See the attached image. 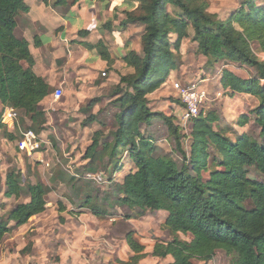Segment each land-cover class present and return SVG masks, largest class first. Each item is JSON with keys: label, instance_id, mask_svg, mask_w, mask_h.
<instances>
[{"label": "trees", "instance_id": "obj_1", "mask_svg": "<svg viewBox=\"0 0 264 264\" xmlns=\"http://www.w3.org/2000/svg\"><path fill=\"white\" fill-rule=\"evenodd\" d=\"M77 1L56 0L55 6ZM131 2L134 8L124 12L121 27H143L141 53L130 50L122 58L132 72L120 76L111 92L118 96L113 102L118 112L113 116L116 130L110 133L111 141L100 144L102 135L95 132L87 154L93 159L100 148L111 164L121 152L127 153L135 171L125 175L116 187L121 195L117 199L119 205L137 210L136 217L147 211L167 214L163 228L170 240L154 244L150 254L153 258L170 259L167 264H205L212 261L217 251H222L231 256L232 264H264V182L251 175L264 178V63L256 58L251 47L256 44L257 51L264 54V7L257 6L254 0H245L238 10L219 21L207 12L204 1ZM27 12L23 0H0V104L19 111L39 133L45 123L40 104L49 96L50 88L32 70L34 62L28 42L14 34L17 18ZM78 34L82 37L86 33ZM186 39L196 44L207 69L227 61L255 73V77L243 79L223 70L219 89L225 96L243 94L258 101L252 111L259 130L257 139L247 134H236L230 139L219 127L218 112L203 111L206 104L192 121L187 136L175 124L176 117L150 111L147 97L178 69L177 55ZM98 46L101 59L109 61L105 47ZM154 120L161 121L172 137L170 153L156 149L151 134L141 131ZM240 120L239 126L244 127L247 119ZM86 122L98 123L95 117ZM3 134L6 140H13L11 134ZM186 140L189 145L184 149ZM20 181V172L12 171L5 177L4 198L17 201L24 196L28 202L15 205L6 219H0V244L11 230L24 226L46 209V187L41 183L29 184L25 190ZM89 205L86 200L82 207ZM93 210L94 215L104 214ZM180 235H188L191 240H181ZM125 242L132 256L119 264H138L146 255L144 247L131 232L125 235Z\"/></svg>", "mask_w": 264, "mask_h": 264}, {"label": "rangeland", "instance_id": "obj_2", "mask_svg": "<svg viewBox=\"0 0 264 264\" xmlns=\"http://www.w3.org/2000/svg\"><path fill=\"white\" fill-rule=\"evenodd\" d=\"M198 1L206 2L207 12L223 21L238 10L245 0ZM254 1L257 6L264 7V0ZM168 12L172 13V10L168 8ZM135 33L136 37L142 35V28H135ZM134 41V46L140 52L138 40ZM251 47L256 58L264 63V54L257 51L256 44L253 43ZM177 57L178 69L171 72L165 85L148 96L150 111L166 116H173L170 112L177 115L181 104L173 85H200L201 91L208 98L203 111L213 109L218 112L219 127L226 131L225 134L230 139L241 133L257 139L259 130L254 124L255 118L251 110L253 103H257L256 99L246 95L216 96L217 76L223 70L232 71L243 79L255 77V73L227 61H219L207 69L205 60L197 53L196 44L189 39L183 41ZM117 65V84H113L112 80L108 81L109 73L103 70L107 76L103 77L99 73L95 82L96 90L90 83L81 82L79 90H74L75 85H67L65 89L61 88V98L56 101L49 98L42 106L40 104L45 113V123L40 132L36 133L40 145L37 154L28 156L17 149L21 133L28 129L34 131L30 122L19 111L17 121L12 125L13 140L3 137L6 129L0 132V219H6L15 205L28 202L24 196L17 201L4 198V182L9 172L21 173L20 183L25 190L29 184L38 183L47 189L45 211L4 237L0 244V264L124 263L132 256L125 242V235L129 232L144 247L146 254L138 264L170 262V259L161 260L150 255L156 242L165 243L170 240L163 228L167 214L147 211L136 217L137 210L121 207L117 201L121 195L117 193L116 187L122 184L125 175L135 171L127 153L121 152L111 164L107 153H101L100 148L97 150L99 154L93 159L87 154L95 132L101 133L99 143L102 144L104 141H111L110 133L116 130L113 116L118 110L113 102L118 96H112L111 92L118 85L120 76L127 75L129 69L121 63ZM103 83L107 85L102 86ZM89 117H95L98 123L89 125L86 122ZM242 117L248 120L247 127L239 126ZM0 121L3 122L1 113ZM175 124L180 127L179 118L175 119ZM34 129L36 130L35 127ZM141 131L151 134L156 149L170 153L173 140L161 121L154 120L148 129L143 126ZM181 134L187 136V132L182 131ZM183 143L184 149H187L189 140ZM173 157L179 160L176 154ZM203 175L207 177V173ZM251 175L259 182H264V178ZM86 200L90 202L87 208L82 207ZM92 209L104 214L94 215ZM179 237L184 241L191 240L188 235ZM205 264H232V258L217 251L212 261Z\"/></svg>", "mask_w": 264, "mask_h": 264}, {"label": "crops", "instance_id": "obj_3", "mask_svg": "<svg viewBox=\"0 0 264 264\" xmlns=\"http://www.w3.org/2000/svg\"><path fill=\"white\" fill-rule=\"evenodd\" d=\"M23 1L28 7V12L20 14L17 18L14 34L16 38L28 42L34 62L32 70L36 76L45 80L50 88V94L41 102V106L47 99L52 98L56 89H65L67 85H75L74 90H79L81 82L90 83L96 90L95 82L99 73H104L105 76L109 73L108 81L112 80L113 84H117V64L125 65L122 58L130 50L138 55L141 53V34L136 37L135 28L143 30V27L132 24L121 27V22L125 19L124 12H130L134 8L131 1L78 0L75 4L63 7L55 6L56 0ZM123 4L125 6H122ZM79 32L86 34L80 37ZM134 40H138L140 52L134 46ZM99 44L107 50L109 61H103L99 56ZM103 70H107V73ZM131 72L132 70L128 69L127 73ZM219 77L220 75L217 76V97L223 95L219 89ZM246 97L252 98L247 95ZM257 105L258 101L255 105L253 103L251 110ZM4 109L0 104L1 118ZM181 113L182 109L177 115L170 112L176 118H180ZM0 125V132L6 129L8 132L5 133L11 134L14 131L11 122L3 121ZM244 127H247V124Z\"/></svg>", "mask_w": 264, "mask_h": 264}, {"label": "built area", "instance_id": "obj_4", "mask_svg": "<svg viewBox=\"0 0 264 264\" xmlns=\"http://www.w3.org/2000/svg\"><path fill=\"white\" fill-rule=\"evenodd\" d=\"M102 76L105 77V74L102 73ZM173 88L182 109V113L179 118V126L183 132H187V135H189L192 121L199 117L201 109L207 103L208 98L206 97V94L201 91L200 85H181L175 83ZM61 96V89H56L52 93V98L55 101L61 98ZM2 121H8L11 123L16 122L17 111L11 108H5L2 113ZM39 148V137L34 131L28 129L21 133L20 139L17 142V149L20 153L32 156L37 154Z\"/></svg>", "mask_w": 264, "mask_h": 264}]
</instances>
